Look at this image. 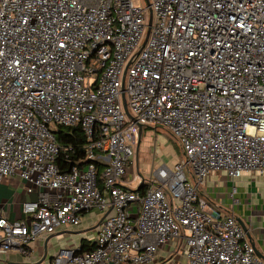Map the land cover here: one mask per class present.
Listing matches in <instances>:
<instances>
[{
    "label": "built area",
    "instance_id": "2783aa9c",
    "mask_svg": "<svg viewBox=\"0 0 264 264\" xmlns=\"http://www.w3.org/2000/svg\"><path fill=\"white\" fill-rule=\"evenodd\" d=\"M51 123L81 126L85 165L60 170ZM140 125L186 162L143 177ZM221 170L264 176V0H0V183L37 195L20 219L0 210V255L98 211L95 248L52 264H264L201 191Z\"/></svg>",
    "mask_w": 264,
    "mask_h": 264
},
{
    "label": "crops",
    "instance_id": "0c3cea01",
    "mask_svg": "<svg viewBox=\"0 0 264 264\" xmlns=\"http://www.w3.org/2000/svg\"><path fill=\"white\" fill-rule=\"evenodd\" d=\"M237 191L232 195L233 188ZM202 193L216 206L233 213L237 220L245 223L257 255L264 260V176L246 171L232 180L226 171H214L206 178ZM36 194H28L26 184L18 175L4 177L0 183V210L11 220L23 217V202L34 200ZM102 214L91 211L79 226L67 225L54 234L40 236L30 243V254L12 250L0 255V264H52L54 256L61 248H78L83 242L90 243L98 233ZM169 248V245L168 247ZM168 252L161 251L158 263ZM181 261H184L181 258Z\"/></svg>",
    "mask_w": 264,
    "mask_h": 264
},
{
    "label": "rangeland",
    "instance_id": "374dc122",
    "mask_svg": "<svg viewBox=\"0 0 264 264\" xmlns=\"http://www.w3.org/2000/svg\"><path fill=\"white\" fill-rule=\"evenodd\" d=\"M51 126L54 127L55 124L51 123ZM186 160V155L181 148L179 140L169 130L163 127H144L138 152L139 170L143 177L147 178L150 176L156 167L161 164H167L173 167L177 161L185 163ZM190 170H193L191 165L185 167L188 181L194 183ZM208 204L209 206L213 205L210 200ZM219 210L223 214L226 213L225 210L220 208ZM176 245L178 248L179 243ZM166 255L168 258L167 263L176 264L178 262V254L172 257L169 254Z\"/></svg>",
    "mask_w": 264,
    "mask_h": 264
},
{
    "label": "trees",
    "instance_id": "16d2710c",
    "mask_svg": "<svg viewBox=\"0 0 264 264\" xmlns=\"http://www.w3.org/2000/svg\"><path fill=\"white\" fill-rule=\"evenodd\" d=\"M61 149L56 158V163L62 172L71 170L74 166H83L86 159V144L88 138L80 125L65 126L56 124L53 128ZM95 248V244L83 242L81 252Z\"/></svg>",
    "mask_w": 264,
    "mask_h": 264
},
{
    "label": "water",
    "instance_id": "95a60500",
    "mask_svg": "<svg viewBox=\"0 0 264 264\" xmlns=\"http://www.w3.org/2000/svg\"><path fill=\"white\" fill-rule=\"evenodd\" d=\"M152 17H153V13H152V10H150V20H149V25L152 24ZM148 35H149V32H148V34H147V37H148ZM146 40H147V38H146ZM145 42H146V41H145ZM129 64H130V63H129ZM125 72H126V71H125ZM124 108H125L126 112L129 114L128 106H127V103H126V102H124ZM141 139H142V125H140V131H139V142L141 141ZM239 222H240V224L243 226V228L245 229V231L247 232V234L249 235V232H248V229H247L245 223H244L243 221H241V220H239Z\"/></svg>",
    "mask_w": 264,
    "mask_h": 264
}]
</instances>
